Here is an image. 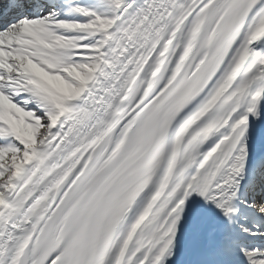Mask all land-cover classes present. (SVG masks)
I'll use <instances>...</instances> for the list:
<instances>
[{"label": "snow or ice", "instance_id": "obj_1", "mask_svg": "<svg viewBox=\"0 0 264 264\" xmlns=\"http://www.w3.org/2000/svg\"><path fill=\"white\" fill-rule=\"evenodd\" d=\"M0 264H264V0H0Z\"/></svg>", "mask_w": 264, "mask_h": 264}]
</instances>
